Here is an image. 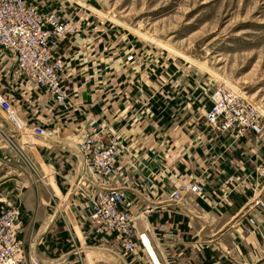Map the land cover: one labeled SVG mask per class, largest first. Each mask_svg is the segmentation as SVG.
Segmentation results:
<instances>
[{"label": "crops", "instance_id": "obj_1", "mask_svg": "<svg viewBox=\"0 0 264 264\" xmlns=\"http://www.w3.org/2000/svg\"><path fill=\"white\" fill-rule=\"evenodd\" d=\"M84 23L57 47L66 106L13 79V61L0 52V87L11 86L5 93L24 121L49 131L24 149L42 178L33 183L0 136V198L19 201L26 256L36 264H151L143 251L124 255L120 242L88 224L87 197L98 181L76 184L75 147L103 124L120 142L118 169L105 180L124 189L136 229L147 232L160 264H264V133L213 131L204 119L210 80L195 81L172 62L166 68L142 39L96 35ZM192 182L202 192L170 202L175 188Z\"/></svg>", "mask_w": 264, "mask_h": 264}, {"label": "built area", "instance_id": "obj_2", "mask_svg": "<svg viewBox=\"0 0 264 264\" xmlns=\"http://www.w3.org/2000/svg\"><path fill=\"white\" fill-rule=\"evenodd\" d=\"M75 31L76 26L71 19H60L53 12H43L28 0H0V52L13 61L12 78L21 79L22 86L26 83L33 85L62 107L67 105L68 97L62 87L63 61L57 55V47L63 38ZM210 99L204 119L213 131L236 137L247 133L261 136L264 133L262 110L236 91L216 86L211 88ZM0 117L8 128L4 131L0 121L3 143L18 156L22 165L29 167V181L41 182V176L24 149L35 145L34 140L45 137L49 131L24 121L1 87ZM119 151V139L111 126L103 124L91 126L76 144V184L98 181L87 197L88 224L100 238L120 242L124 255L143 251L151 264H160L147 232L136 229V217L126 208L124 189L115 188L105 180L118 169ZM23 171L19 169L15 174L21 177ZM202 190L203 185L198 182L181 184L170 193V202L177 203L187 192L200 193ZM262 203L260 198L253 201L255 205ZM20 215L19 201L15 203L0 198V264H36L26 256L23 242L18 237Z\"/></svg>", "mask_w": 264, "mask_h": 264}, {"label": "rangeland", "instance_id": "obj_3", "mask_svg": "<svg viewBox=\"0 0 264 264\" xmlns=\"http://www.w3.org/2000/svg\"><path fill=\"white\" fill-rule=\"evenodd\" d=\"M28 2L60 19H71L75 32L81 22H87L93 23L96 35L142 39L151 53L157 52L164 59L166 68L172 62L181 70L186 69L195 81H214L211 88L231 89L258 106L264 130V0ZM5 68L1 65L2 71L6 72ZM9 86L5 82L4 92L10 91ZM42 93H37L40 98ZM0 121L6 131L1 117Z\"/></svg>", "mask_w": 264, "mask_h": 264}, {"label": "water", "instance_id": "obj_4", "mask_svg": "<svg viewBox=\"0 0 264 264\" xmlns=\"http://www.w3.org/2000/svg\"><path fill=\"white\" fill-rule=\"evenodd\" d=\"M211 82V84H214V81H210Z\"/></svg>", "mask_w": 264, "mask_h": 264}]
</instances>
